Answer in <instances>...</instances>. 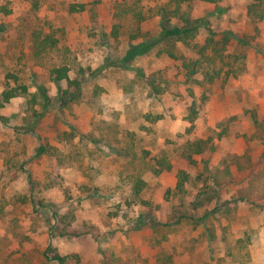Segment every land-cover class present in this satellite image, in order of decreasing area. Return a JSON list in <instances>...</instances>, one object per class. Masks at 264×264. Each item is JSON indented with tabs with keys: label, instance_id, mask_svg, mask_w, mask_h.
<instances>
[{
	"label": "rangeland",
	"instance_id": "rangeland-1",
	"mask_svg": "<svg viewBox=\"0 0 264 264\" xmlns=\"http://www.w3.org/2000/svg\"><path fill=\"white\" fill-rule=\"evenodd\" d=\"M34 1L0 0L10 9L0 12V97L28 86L0 108V264H59L45 256L51 244L63 264H264V19L249 16L254 0ZM177 7L208 21L200 45L229 37L222 60L159 40L158 11ZM36 29L58 39L42 58ZM141 43L150 48L140 54ZM61 64L87 77L78 100H62L48 75ZM125 65L156 73L164 92ZM41 85L46 109L32 100ZM40 145L48 151L37 156Z\"/></svg>",
	"mask_w": 264,
	"mask_h": 264
},
{
	"label": "trees",
	"instance_id": "trees-1",
	"mask_svg": "<svg viewBox=\"0 0 264 264\" xmlns=\"http://www.w3.org/2000/svg\"><path fill=\"white\" fill-rule=\"evenodd\" d=\"M201 1L218 2L219 0H201ZM263 1L264 0H254L248 5V14L253 18V20L260 21L264 19V7H260ZM33 6L35 8L39 6L38 0H35L33 2ZM85 7H86L85 3H71L70 10L82 11L85 9ZM0 12H4L5 14H8L10 12V9H8L5 5H0ZM158 13L160 16L159 40L182 41L185 44H187L192 51L196 52L199 55V58L203 60V62L208 64L209 63L214 64L217 60H222L225 54L224 51L226 50V45L229 42V37L224 36L223 39L216 41L212 36L206 40L207 43H205L204 45H200L198 42L195 41L200 28L206 26V23H208L207 20L205 19L202 20L200 18H192L188 12H185L178 7L175 9L161 8L158 11ZM138 16L139 19L144 17L142 13H138ZM7 27L8 25L6 23L0 22V34L4 33L7 30ZM209 31L212 32L211 29H209ZM117 33H118V28L115 27L113 30L114 36H117ZM31 40H32V46H31L32 55L36 58H42L43 56H45L48 53V51L55 48L58 43V39L51 32L45 33L41 29H36L32 33ZM221 42L222 45L219 46ZM214 43H215V47H214ZM138 46L141 48V50L138 51L140 54L141 52H146L150 48V46L142 45V43L139 44ZM136 47H137L136 45L131 44L129 52H131V49L134 50ZM167 52L170 57L175 59L179 58V55H177L173 51L167 50ZM197 62L198 61H195L194 64H196ZM125 67L128 70L137 74L139 77L146 80L147 85L152 89V91L155 94L159 95L164 92V88L158 82V77L156 73L154 72L147 73L143 67L137 65H125ZM48 75L52 81L56 82L59 85V93L61 94L60 97L62 98V100L68 102V101L78 100L81 97L84 89V84L87 80L86 76L79 74L75 77H72L70 74V67L67 64L54 65L50 67L48 70ZM62 81H65L67 84L65 89L62 88L60 85V82ZM26 93H28V86L26 84L20 83L16 86H10L5 88L1 92L0 108L4 107L5 103L9 102L10 99ZM38 96L41 99V104L43 109H46V107L51 103V97L48 94V89L43 85L39 86L37 93L33 94L32 100L34 102H39ZM195 104L196 103L194 102L192 106V113L194 116L197 114V109L195 108ZM147 118H150V115H147ZM0 119H4L1 113H0ZM195 146L199 148L197 152H202L200 141L197 142ZM47 151H48V147H46L45 145H40L37 148V156H41L45 154ZM127 154H131V151H127ZM162 159L163 158L159 159V161H161ZM171 167H172L171 163H168V165L165 166L166 169H170ZM161 170L159 169L156 172L160 173ZM186 177L187 175H185L184 171L182 170L179 171L178 183L176 189L182 190L184 188ZM143 184L145 183L142 179H139L134 184L133 192L137 196L140 194ZM141 201L144 204H147V201H144L143 199ZM201 204L203 203L200 202L198 205ZM181 218L188 220L197 219L196 215L185 214V213L181 215ZM154 220L155 219H152V222ZM177 222H180V219ZM44 252L47 258L57 260L59 264H63L68 258V256L62 255L61 253L56 251L52 247V244L48 248H46Z\"/></svg>",
	"mask_w": 264,
	"mask_h": 264
}]
</instances>
